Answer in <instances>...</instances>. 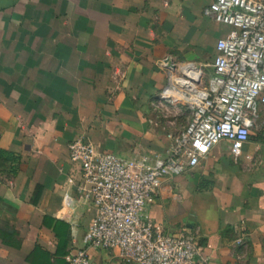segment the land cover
<instances>
[{"label": "crops", "instance_id": "crops-1", "mask_svg": "<svg viewBox=\"0 0 264 264\" xmlns=\"http://www.w3.org/2000/svg\"><path fill=\"white\" fill-rule=\"evenodd\" d=\"M211 1L0 0V264H66L87 245L95 206L77 189L72 139L126 158L164 153L161 61H213L230 28L204 13ZM222 142L165 179L148 213L165 232L196 233L210 264H264V129L239 156Z\"/></svg>", "mask_w": 264, "mask_h": 264}, {"label": "built area", "instance_id": "built-area-1", "mask_svg": "<svg viewBox=\"0 0 264 264\" xmlns=\"http://www.w3.org/2000/svg\"><path fill=\"white\" fill-rule=\"evenodd\" d=\"M204 13L230 30L210 63L161 61L168 81L155 106L172 100L190 110L185 127L169 131L164 153L126 158L83 137L69 142V159L82 169L77 189L95 215L87 245L69 249L66 264H96L91 248L114 249L133 264H210L196 233L165 232L147 209L165 179L194 168L220 141L239 156L264 115V0H212Z\"/></svg>", "mask_w": 264, "mask_h": 264}, {"label": "rangeland", "instance_id": "rangeland-1", "mask_svg": "<svg viewBox=\"0 0 264 264\" xmlns=\"http://www.w3.org/2000/svg\"><path fill=\"white\" fill-rule=\"evenodd\" d=\"M156 108H157L156 112L160 116V119L163 122V124H166L167 128L172 127L171 131L175 130L173 128H179L181 126L185 127V125L189 120L190 110L183 103H177L172 100H169L165 102V104L162 107L157 106ZM262 129H264V115L260 114L259 118L256 120L255 127L252 130L251 140L253 138L256 139L259 136V133L261 132ZM225 142L228 143V141L226 140L223 141L222 143Z\"/></svg>", "mask_w": 264, "mask_h": 264}]
</instances>
